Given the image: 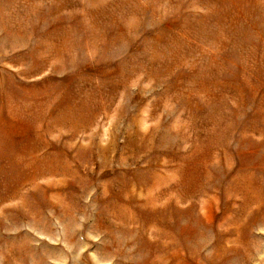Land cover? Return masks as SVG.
I'll list each match as a JSON object with an SVG mask.
<instances>
[{"label": "rangeland", "instance_id": "1", "mask_svg": "<svg viewBox=\"0 0 264 264\" xmlns=\"http://www.w3.org/2000/svg\"><path fill=\"white\" fill-rule=\"evenodd\" d=\"M0 264H264V0H0Z\"/></svg>", "mask_w": 264, "mask_h": 264}]
</instances>
